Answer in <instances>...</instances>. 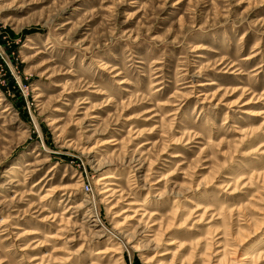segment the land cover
Here are the masks:
<instances>
[{
	"label": "rangeland",
	"instance_id": "obj_1",
	"mask_svg": "<svg viewBox=\"0 0 264 264\" xmlns=\"http://www.w3.org/2000/svg\"><path fill=\"white\" fill-rule=\"evenodd\" d=\"M263 92L264 0H0V264H264Z\"/></svg>",
	"mask_w": 264,
	"mask_h": 264
},
{
	"label": "bare ground",
	"instance_id": "obj_2",
	"mask_svg": "<svg viewBox=\"0 0 264 264\" xmlns=\"http://www.w3.org/2000/svg\"><path fill=\"white\" fill-rule=\"evenodd\" d=\"M264 93V92H263ZM264 112V111H263ZM111 178V176H103V177H101L100 178V181H104V180H108V179H110ZM111 181V180H110ZM108 184H106L107 186H110V185H114L113 184V182L111 181V182H107ZM111 190H113L112 188H110V187H108L107 189H105L104 190V193H107V192H109V191H111ZM4 222V221H3ZM173 244H175V242L173 241V240H171L170 242H168V245H173ZM221 246V245H220ZM222 251V250H221ZM220 251H218L217 253H219ZM167 253H169V251H167V252H164V253H162V254H160V255H164V254H167Z\"/></svg>",
	"mask_w": 264,
	"mask_h": 264
}]
</instances>
